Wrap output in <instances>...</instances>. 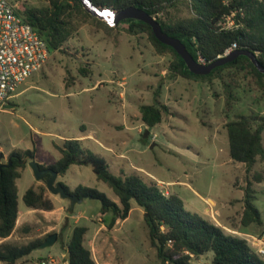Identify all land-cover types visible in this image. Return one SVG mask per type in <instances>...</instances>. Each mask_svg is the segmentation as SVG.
<instances>
[{"label": "rangeland", "instance_id": "rangeland-1", "mask_svg": "<svg viewBox=\"0 0 264 264\" xmlns=\"http://www.w3.org/2000/svg\"><path fill=\"white\" fill-rule=\"evenodd\" d=\"M10 1L19 12L48 4L45 0ZM189 17L187 6L180 4L162 19L172 24ZM81 18L84 23L77 32L18 88L10 101L15 108L0 111L3 161L11 151L35 149L38 164L53 165L60 158L56 147L62 140L80 139L84 148L106 161L113 175L137 174L154 182L166 196L180 197L186 211L252 247L250 236L264 235V160L258 158L250 171L232 161L226 124L240 116L251 118L254 127L262 121L264 78L248 66L225 69L207 81L174 76L169 71L172 53H160L147 32L132 35L125 24L114 27L104 20ZM154 103L169 111L149 128L140 108ZM29 162L16 182L20 213L8 243L26 245L52 234L57 239L49 248L34 250L20 264L48 259L68 264L67 245L77 226L87 227L84 245L100 264H161L150 244L145 213L134 201L128 218L109 229L111 213H101L99 200L85 198L70 214V201L49 192L46 179L36 181ZM56 182L71 191L79 185L94 189L118 203L91 166L72 165ZM248 182L262 223L243 227V188ZM30 187L42 190L54 209L27 208L23 196ZM212 258L210 252L192 257V263L211 264Z\"/></svg>", "mask_w": 264, "mask_h": 264}, {"label": "trees", "instance_id": "trees-1", "mask_svg": "<svg viewBox=\"0 0 264 264\" xmlns=\"http://www.w3.org/2000/svg\"><path fill=\"white\" fill-rule=\"evenodd\" d=\"M48 4L42 7H26L19 12L21 17L47 44L49 52L59 51L77 32L83 22L81 15L94 20L80 0H45ZM100 9H109L117 14L134 6L146 11L159 24L164 33L177 38L195 61L203 60L209 64L223 58L225 52L236 44L235 51L251 52L264 67V4L257 0H89ZM185 4L190 17L169 24L162 19L171 9ZM241 9L242 18L236 14V22L241 25L232 30H220L218 23L235 10ZM125 24L127 32L135 35L147 32L153 45L160 53L170 52L173 61L169 71L174 76L188 80L207 81L216 77L225 69H244L248 66L252 73L264 78L249 57L239 55L231 62L213 69L208 75H196L189 71L183 59L171 47L159 42L148 24L138 20L119 21L114 27ZM200 63V62H199ZM86 74L84 69L80 70ZM169 108L154 103L140 108L143 123L152 128L159 124ZM228 151L230 159L246 165L251 170L257 159L264 160L262 135L264 118L253 126L251 118L240 116L226 124ZM145 142V141H144ZM60 158L53 165H40L41 169L51 168L58 175H64L72 165L91 166L98 180L103 181L112 190L118 203L108 199L103 193L94 189L77 186L71 191L62 184L65 190L77 197L99 200L102 203L101 213H111L107 227L111 229L118 220L124 221L131 211L134 201L145 213V222L149 230L151 246L161 264H193L192 257L213 253L211 264H264L245 239L227 234L223 229L184 209L183 201L177 195H164L160 188L151 181H146L137 174L115 176L109 171L105 160L83 147L80 139H64L56 147ZM11 166L0 170V239L10 237L15 231L19 216L17 179L20 170L28 161L35 160V149L11 151L8 155ZM50 175L46 176V180ZM261 182V178H257ZM243 213L241 225L261 224L262 217L255 206L254 190L251 182L243 188ZM24 205L31 210L52 211L53 203L44 197L42 190L30 187L23 196ZM87 227L77 226L73 229L67 245L70 254L68 264H97L91 251L84 245ZM49 236V235H48ZM43 240H36L26 245L0 243V262L15 264L38 249Z\"/></svg>", "mask_w": 264, "mask_h": 264}, {"label": "built area", "instance_id": "built-area-1", "mask_svg": "<svg viewBox=\"0 0 264 264\" xmlns=\"http://www.w3.org/2000/svg\"><path fill=\"white\" fill-rule=\"evenodd\" d=\"M236 14L243 16L241 9L231 12L218 23L219 29L238 28L241 23L236 22ZM236 47L233 44L224 55L234 52ZM49 56L46 42L24 21L18 8L10 0H0V111L16 97L18 88L42 69ZM250 238L252 247L264 259V235ZM39 264H55V261L48 259Z\"/></svg>", "mask_w": 264, "mask_h": 264}, {"label": "water", "instance_id": "water-1", "mask_svg": "<svg viewBox=\"0 0 264 264\" xmlns=\"http://www.w3.org/2000/svg\"><path fill=\"white\" fill-rule=\"evenodd\" d=\"M84 8L88 11L92 16L106 21L108 24L116 25L121 20L133 19L141 21L145 24H148L155 38L164 45H167L174 49L178 55L183 59L187 68L190 72L196 75H208L213 69L222 66L228 62H231L239 55H244L250 58L255 67L262 73H264V67L257 61L256 57L248 51H234L229 55L224 56L223 58H218L212 63L209 64H201L194 60V58L189 54L186 50V47L181 43V41L177 38L171 37L163 32L161 25L154 18H152L149 14L146 13L145 10L131 6L120 13H116L115 11L109 9H100L91 4L89 0H80ZM106 14V17L101 16L100 14ZM107 13H111V15H107ZM15 105L8 103L4 106L5 110H13ZM149 131H146L143 134V138H147ZM154 144L150 145V148H153ZM11 166V160L7 159L5 162L3 161V154L0 153V170L5 167ZM29 166L33 172V175L36 181H42L46 178L47 175H50V178L46 180V188L53 195H58L62 199L69 200L70 206L68 212L71 214L77 204H80L85 198L77 197L76 195H72L68 193L64 186L61 183H57V177L59 176L57 172H55L51 168L41 169L40 164H38L35 160L29 162ZM57 239V234L50 235L43 244L39 246L40 249L49 248L54 245ZM70 254H66V259L69 260Z\"/></svg>", "mask_w": 264, "mask_h": 264}, {"label": "crops", "instance_id": "crops-1", "mask_svg": "<svg viewBox=\"0 0 264 264\" xmlns=\"http://www.w3.org/2000/svg\"><path fill=\"white\" fill-rule=\"evenodd\" d=\"M83 137H84V136H81V137H79V138H83ZM9 153H10V152H9ZM8 155H9V154H8ZM167 184H169V183H167ZM19 213H20V210H19ZM17 227H18V221H17V224H16L15 231H16ZM15 231L13 232V234H12L10 237L5 238V239H0V243H8V242L12 239V237H13ZM8 244H9V243H8ZM23 259H24V258H23ZM21 260H22V259H21ZM94 260L96 261L97 264H100V263L98 262V259H95V258H94ZM6 264H7V263H6ZM15 264H20V260L17 261Z\"/></svg>", "mask_w": 264, "mask_h": 264}, {"label": "bare ground", "instance_id": "bare-ground-1", "mask_svg": "<svg viewBox=\"0 0 264 264\" xmlns=\"http://www.w3.org/2000/svg\"><path fill=\"white\" fill-rule=\"evenodd\" d=\"M100 15L103 16V17H106V14H102V13H101Z\"/></svg>", "mask_w": 264, "mask_h": 264}, {"label": "snow or ice", "instance_id": "snow-or-ice-1", "mask_svg": "<svg viewBox=\"0 0 264 264\" xmlns=\"http://www.w3.org/2000/svg\"><path fill=\"white\" fill-rule=\"evenodd\" d=\"M103 14V13H102ZM107 15H111V13H107Z\"/></svg>", "mask_w": 264, "mask_h": 264}]
</instances>
